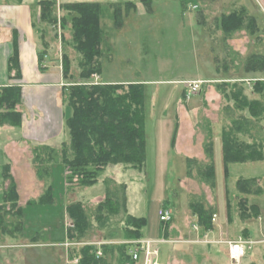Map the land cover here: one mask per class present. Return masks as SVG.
<instances>
[{"label":"rangeland","instance_id":"1","mask_svg":"<svg viewBox=\"0 0 264 264\" xmlns=\"http://www.w3.org/2000/svg\"><path fill=\"white\" fill-rule=\"evenodd\" d=\"M125 5L121 4L123 25L120 28L113 18L117 5L103 8L104 57L99 83L143 86L147 139L144 168L142 171L124 165L107 168L97 184L80 187L76 182L68 186L64 165L56 163L51 166L49 176L53 203H31L43 194L47 182H35L40 191L34 189V183L26 180L29 175L27 168L22 166L25 158L23 160L21 152L15 151L18 167L14 169L16 177L13 178L20 195L24 228L22 237L17 234L14 241L9 239L13 235L5 234L0 227V264H72L74 259L70 252L73 248L100 244L130 247L140 240L124 237L126 213L122 206L120 213L104 224L95 218L97 204L106 199L107 182L119 198L126 196L128 214L146 218L143 238L164 239L160 247V264H232L228 257V241L239 236L264 239V161L233 164L226 178L223 144L217 142L215 181L209 183L203 179L208 163L204 151L208 132L212 134L214 145L217 137L214 128L218 125L223 131L224 126H229L241 115L233 109V89H218L208 79L218 78L229 83L264 79V70L258 73L246 70L254 55H260L264 61V0H201L190 3L186 10L179 0H151L150 10L144 3L137 10ZM242 11V28L224 31V16ZM39 15L40 9L34 16L35 21ZM57 15L56 25L40 26L47 29L46 41L51 57L62 61L63 53H67L77 76L79 55L70 41L71 16L62 9ZM62 17L68 19L65 29L61 27ZM37 37L43 46L40 35ZM199 77L210 86H204L197 95L188 97L184 82ZM79 81L78 77L74 80ZM254 83L251 80L244 82V93L250 100L258 99L264 105V94L253 93ZM224 93H230L228 100ZM176 115H179L176 144L180 146L169 152L165 142L162 143L168 133H162L164 126L160 120L164 116L175 119ZM244 115L251 119L248 109ZM252 121L245 127V133L238 135L239 140L248 144L256 140L264 143V121ZM33 170L37 172L35 166ZM243 178L256 180L250 194L238 189V181ZM80 201L90 214L92 229L84 240L73 242L67 249L64 244L70 242L66 233L70 222L66 206ZM193 204L212 208L213 214L217 215L211 231H205L201 226L195 230L194 225L198 223ZM252 206H257V213ZM164 207L173 215L169 225H162L160 221L159 212ZM5 217L8 222L17 219ZM6 230L13 228L7 226ZM9 240L13 247L3 245ZM121 254L114 251L105 258L110 264H118ZM134 264H143V258ZM237 264H264V243L256 244Z\"/></svg>","mask_w":264,"mask_h":264},{"label":"trees","instance_id":"2","mask_svg":"<svg viewBox=\"0 0 264 264\" xmlns=\"http://www.w3.org/2000/svg\"><path fill=\"white\" fill-rule=\"evenodd\" d=\"M150 10L151 0H141ZM186 10L188 5L201 0H179ZM214 1V0H210ZM116 9L113 12L115 25L120 28L123 23V12L121 4L110 5ZM127 8H134L135 4L127 2ZM40 9L38 21H35L33 13L32 25L36 33L40 35L45 51L48 49L47 29L42 25L52 26L58 23V11L62 9L71 16V45L79 55L77 76L72 70V59L67 53L62 55L63 76L69 85L63 89V103L70 108V114L66 118V127L69 132V140L60 149L49 146H34L32 148V161L35 166L38 178L47 182L50 168L53 164L62 163L66 168V183L71 186L77 183L80 187H91L97 184L107 168H114L118 165L131 166L132 169L142 171L147 156V139L145 130L144 91L140 84H130L126 87L123 84H89L95 75L101 76L102 59L104 57L103 42L104 28L102 19L104 17L103 6L99 3H66L58 5L57 0H41L35 3ZM244 12L232 13L223 18L224 31H232L242 28ZM36 15V14H35ZM68 24L66 17L61 18V27L65 29ZM41 25V26H40ZM63 42L66 39L62 37ZM67 43V42H66ZM45 53H40L41 61ZM17 55L10 61V71L17 68ZM41 70H44L40 66ZM246 70L251 72H262L264 61L260 55H254L247 63ZM15 78H20V72L16 70ZM78 77L80 81H87L86 84L74 82ZM91 82V81H90ZM216 88L224 89L231 87L232 99L235 101L233 109L241 112L238 118L232 120L229 126H224L222 131L224 173L227 178L230 166L233 164H244L247 162L264 161V143L254 141L252 144L241 142L238 138L240 133H245V127L252 124V120L264 121V105L260 100H250L244 93V82H223L216 83ZM253 93L264 94V80L256 81L253 86ZM225 91V90H224ZM227 100L230 93H224ZM21 104V89L18 86L0 87V126L11 125L20 127L22 113L19 110ZM248 109L251 119L244 115ZM263 129V128H262ZM178 126L175 129L172 146L175 147ZM205 154L208 159L205 167L204 178L207 182L215 181L216 169L214 165V145L212 134L209 131L207 141L204 144ZM192 162V160H189ZM3 179L9 182L4 191L3 202L0 204V211L5 216L17 218L7 221L3 214H0V227L8 235H23V209L20 206V195L16 182L11 175L10 165L2 168ZM255 179L243 178L238 181V189L244 194L253 192ZM107 194L105 201L97 204L95 218L101 224L120 213V206L124 207L126 213L125 238H143L146 227L145 217H136L126 212V196L121 199L117 196L116 190L110 189L106 183ZM126 189V185H123ZM69 188V187H68ZM72 190V188H70ZM54 199L49 186L43 194L31 203H53ZM229 206V205H228ZM167 209V207H164ZM255 213L257 206H252ZM197 216V223L205 231H211L213 225V210L205 209L200 205L192 206ZM69 226L67 227V240L78 242L84 240L92 229L90 214L83 202H74L66 206ZM172 222V221H171ZM162 223V225H169ZM10 226L13 230L7 231ZM102 257H97V246H83L80 249L73 248L70 252L72 259L78 258L79 264H110L105 256L113 255L114 251L121 252V258L117 259L118 264H134L129 256V246H102ZM123 259V260H122Z\"/></svg>","mask_w":264,"mask_h":264},{"label":"crops","instance_id":"3","mask_svg":"<svg viewBox=\"0 0 264 264\" xmlns=\"http://www.w3.org/2000/svg\"><path fill=\"white\" fill-rule=\"evenodd\" d=\"M37 1L41 0H0V87H20L21 104L19 110L22 113L20 127L17 128L11 125L0 126V204L3 202L4 191L7 188V182L3 179L2 168L4 165L9 164L11 175L14 178L16 177L14 169L18 167L15 158L17 151L21 152L20 157L23 160L25 158V164H22V166L27 168L26 172H28L29 177H26V180L30 184L34 183L32 184L34 185L33 188L37 189L35 182L41 183L42 181L33 170L32 148L41 145L60 149L69 140L66 118L70 111L63 103L62 97L63 89L68 83L63 76L62 61L58 60V58H52L49 49L45 51L33 28V13L37 14L39 9L35 7ZM57 2L59 6L66 3L88 2L99 3L103 7L132 2L135 4V10L139 9L142 3L141 0L140 2H135L134 0H57ZM40 53H45L42 61ZM15 55L18 57L16 70L20 72V78L14 77L16 70L10 71V60ZM40 66L44 70H41ZM201 79L199 77L195 80ZM208 80L210 83L214 82L215 84L226 81L218 78ZM250 80L256 82L264 79H245L243 82ZM105 84L123 83L109 82ZM209 86L205 85V87ZM211 87L214 88L212 85ZM178 119L179 115H176L175 119L164 116L160 120L162 126H164L162 133H168L162 143L165 142L169 152L174 150L172 141L175 129L179 126ZM214 130H217V133L215 132L217 137L214 139L215 152L216 143L222 144V128L217 125ZM177 144H175L176 147L180 146ZM64 174H67L66 168ZM47 186H50L49 178ZM37 191L39 192L40 188ZM34 197L36 198V196ZM9 239L14 240L12 237ZM10 240L9 243L6 242L3 245L13 247V243Z\"/></svg>","mask_w":264,"mask_h":264},{"label":"built area","instance_id":"4","mask_svg":"<svg viewBox=\"0 0 264 264\" xmlns=\"http://www.w3.org/2000/svg\"><path fill=\"white\" fill-rule=\"evenodd\" d=\"M100 76L95 75L93 77L92 82L89 84H99ZM206 82L202 80H194V81H187L184 82V85L187 90L188 97L197 95L200 91H202L203 87L205 86ZM160 221L162 223H169L173 219V215L171 211L167 208H163L159 212ZM217 215L214 214L213 222L216 221ZM199 225H194L196 231L199 230ZM207 238V237H206ZM164 240V239H163ZM162 239H148L143 238L137 240L129 247V256L132 258L134 262L139 261L143 258V264H160L159 263V255H160V247L161 243L164 242ZM213 242V241H211ZM73 242H66L64 247L69 249ZM264 243L263 240H256L252 238H245V237H238L235 240L228 241V257L232 264L240 263L247 255V252L252 250L256 244ZM97 257H102L103 253L101 251L102 245H97ZM72 264H79L78 258H74L71 262Z\"/></svg>","mask_w":264,"mask_h":264}]
</instances>
